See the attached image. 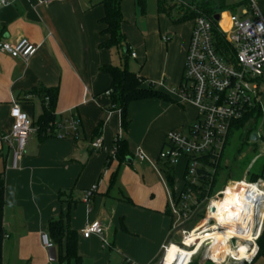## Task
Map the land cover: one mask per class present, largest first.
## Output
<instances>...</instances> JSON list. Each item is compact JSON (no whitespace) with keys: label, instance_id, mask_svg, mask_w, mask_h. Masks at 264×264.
<instances>
[{"label":"crops","instance_id":"obj_1","mask_svg":"<svg viewBox=\"0 0 264 264\" xmlns=\"http://www.w3.org/2000/svg\"><path fill=\"white\" fill-rule=\"evenodd\" d=\"M102 1L9 0L0 7V42L27 39L37 47L28 60L0 51V139L12 130L14 101L36 129L18 169L12 168L10 148L0 142L8 236L4 264H154L174 236L168 191L176 192L180 177L174 166L170 186L169 169L158 156L169 132L185 129L197 118V107L178 94L194 19L170 23L169 15L157 8L159 24L151 30L143 24L148 18L144 15L148 11L154 16L156 8L151 12L147 0L145 11L137 0L122 1L125 46L137 55L126 57L123 51L125 61L140 66L139 73L131 72L141 77L143 87L152 84L166 96L149 99L160 126L135 139L136 109L144 100L130 103L124 128L122 112L113 106L111 78L103 71L105 66L118 67L113 55L118 49L101 47L106 39L101 34ZM253 2L264 16V0ZM166 36L169 41H164ZM158 52L164 54L161 65L154 58ZM51 94L56 96L54 123L43 130L45 98ZM73 120L80 121L78 134ZM97 138L103 146L95 151ZM118 138L127 143L123 160L113 158ZM140 148L147 162L137 159ZM93 186L97 190L87 202L85 195ZM96 221L104 226L103 238L110 247L98 235L83 236L82 230ZM55 222L62 224L60 237L51 229ZM43 233L49 234L54 249L44 247Z\"/></svg>","mask_w":264,"mask_h":264},{"label":"built area","instance_id":"obj_2","mask_svg":"<svg viewBox=\"0 0 264 264\" xmlns=\"http://www.w3.org/2000/svg\"><path fill=\"white\" fill-rule=\"evenodd\" d=\"M7 4L9 0H0V7ZM244 15L247 18L230 14L231 39L219 29L220 21L202 16L194 19L178 94L183 101L197 107L198 121L185 128L187 131L169 132L160 156L161 161L171 167L181 160L186 161L184 187L179 193L169 190L168 203L172 232H177L181 238L176 245L195 252L189 264L200 258L206 245L209 246L208 262L212 264H253L264 233V180H232L221 189H217L216 181L235 122L255 108L264 113V16L253 1L251 10H246ZM215 30L222 40H217ZM164 41L169 38L164 37ZM220 41L224 42L225 49L219 50ZM0 51L28 60L35 55L37 47L23 39L16 44L0 42ZM131 57H137L133 50ZM31 98V95L26 96V99ZM11 115L12 130L3 135L0 142L10 148L12 168L18 169L28 140L36 129L22 112L19 101L13 102ZM80 126V121L73 120L72 129L76 134ZM258 136L259 142L264 144V137L260 133ZM102 146V138L92 144L95 151ZM115 154L116 151L113 158ZM259 156H264V148ZM136 157L141 162L148 161L141 149L137 150ZM96 190L93 186L87 192V202ZM104 231L102 223L96 221L84 228L82 234L85 238L98 235L102 237L103 246L110 247L103 238ZM41 241L47 250L54 249L48 233L41 235ZM168 244L162 247L161 264H166L172 245Z\"/></svg>","mask_w":264,"mask_h":264},{"label":"trees","instance_id":"obj_3","mask_svg":"<svg viewBox=\"0 0 264 264\" xmlns=\"http://www.w3.org/2000/svg\"><path fill=\"white\" fill-rule=\"evenodd\" d=\"M209 2L210 0H206ZM221 2V8H223V4L225 0H219ZM138 6L145 11L146 2L145 0H137ZM165 3V5L163 4ZM167 3V6H166ZM101 5L105 9V16L101 20L102 31L101 34L104 38H106L101 47L104 49L112 50L118 49L124 51L126 57L131 56V50L129 46H125V35L122 32V25L124 23L123 13H122V0H103ZM158 8L161 13H167L169 17L176 22H183L187 20H193L197 17H206L208 19L213 20V11L211 9H206L202 13L198 14L195 11H191L189 13L181 14L175 6L171 4V0H158ZM204 14L210 15V17L205 16ZM177 18V19H176ZM217 31L215 30V33ZM217 40H222L221 37L216 33ZM219 50L225 49L224 42L218 43ZM127 61V60H126ZM103 71L107 73L112 81L110 93L113 100V106L116 110H120L122 112L123 117V125L124 128L128 126L127 120V109L130 103L142 101L146 99L152 98H166L165 95L156 91V87L152 84H149L147 88L143 87V80L136 73L131 72L127 66L125 68H119L115 66H105L103 67ZM49 99L48 106L44 109V114L42 116V124L41 128L45 130V128L50 124L54 123V106L56 96L54 94L47 95L45 100ZM254 123L253 129L251 131L247 130L248 125L250 123ZM261 124H264V113L260 108L252 109L244 118L240 121L235 122L233 128L229 135L228 143L236 136L237 139L241 140L242 137L246 142L242 143L241 150L249 144L251 141V135L253 133L258 134V129ZM247 131L245 135L243 131ZM252 143V142H251ZM253 145H257L252 143ZM116 154L115 158L119 160H123L128 156L127 151V143L118 138L116 141ZM168 167V183L170 186L173 185V167L166 164ZM223 171V164L220 165L218 175ZM250 181H256L258 179L264 178V159L261 169L257 173H252L249 177ZM218 179V176H217ZM217 181V180H216ZM4 187H5V178L4 174L0 173V264L3 263V244L6 236V232L4 229ZM51 229L54 230V233L57 237L61 236L62 233V224L60 222H55L51 224ZM49 235V234H48ZM50 237V236H49ZM51 239V238H50ZM52 241V240H51ZM54 243V242H53ZM260 251L255 259L257 261L259 258L264 257V233L259 241ZM195 261V260H194ZM194 261L191 264H195ZM254 261V262H255ZM196 264H212L211 262L201 263L200 259Z\"/></svg>","mask_w":264,"mask_h":264},{"label":"rangeland","instance_id":"obj_4","mask_svg":"<svg viewBox=\"0 0 264 264\" xmlns=\"http://www.w3.org/2000/svg\"><path fill=\"white\" fill-rule=\"evenodd\" d=\"M123 1V0H122ZM252 1L253 0H247V1H241L238 3H234L231 0H225L223 4V8H221V2L219 0H210L207 2L206 0H171V4L173 7L177 8V10L181 14L189 13L191 11H195L198 14L202 13L204 10L211 9L213 11V17L219 16V29L223 32L226 33L229 39L232 38V30L231 27L229 26V17L230 14H236L240 18H247V16L244 15V12L246 10H251L252 8ZM256 1V0H255ZM147 3H151V12L155 9L157 10V0H147ZM165 5V3H163ZM167 6V3H166ZM150 8V6H149ZM153 8V10H152ZM127 15V14H126ZM132 15V14H131ZM144 15V14H143ZM148 18L143 24H146L151 30H153L155 27H158L159 20H158V13L157 11L155 12V15L153 16L152 14H149L148 11L144 16H147ZM207 17H210L208 14H204ZM168 22L173 23L172 19L168 16H165ZM163 16V18H165ZM135 20V19H134ZM164 20V19H163ZM192 20H187L186 23H191ZM215 21V19H214ZM163 23V21H162ZM138 25L140 24V21L138 20ZM167 37V36H166ZM114 59L116 63H118V67L127 68L130 71H136L139 73L141 71L140 66H138L135 61L132 59H129L128 62L125 61V55L123 54L122 50H114L113 51ZM155 60L159 62V64H162V61L164 59V54L162 52L156 53L154 56ZM185 67V66H184ZM183 78V77H182ZM153 103L149 101V99L144 100L143 104L138 108L137 111L138 114H135V118L139 119L137 122V126L135 128V139H138L140 136L143 134L149 133L150 129L152 127L156 128L160 126V122H155V117L157 114V108L155 105H152ZM140 115V117H139ZM199 115V111L197 110V118ZM197 118L193 120L191 126H194L197 124ZM130 121V119L128 120ZM136 121V120H135ZM134 121V124H135ZM154 123H153V122ZM254 123H250L248 125L247 130L251 131L253 129ZM185 131H187L185 129ZM258 132L264 137V124H261L260 128L258 129ZM247 131H243L242 135H245ZM166 142V137L164 140V143ZM246 142L245 139L239 140L235 137L231 140V143L229 141L225 153V160L223 164V171L218 175V187L217 189H221L228 181L232 180H239L242 178H247L250 180L248 177L252 173H257L260 171L261 166L263 164V159L264 156L260 157L259 154L262 152V149L264 148V144L259 142L257 145H253L251 141L249 142L248 145H246L242 150V143ZM139 144V141H135V146L137 147ZM135 147V148H136ZM142 151H144L142 148H140ZM136 150V149H135ZM135 155V153H134ZM161 153H159L158 158L160 159ZM182 164H177L175 166V169H177L178 176L180 177L178 185L175 186L176 191L179 193L183 187H184V176H185V171H186V161L182 160ZM164 164V161H162V166ZM155 165L158 167L159 163H155ZM172 169V168H171ZM264 180V178H262ZM173 236V235H172ZM171 241L169 242L168 246L170 244H176L178 243L181 238L180 234L177 232H174V236ZM164 258V253L162 252L160 257L156 260L154 264H161L162 260ZM180 264H186L188 259L181 257ZM200 258H195L194 263L196 264L197 261H199ZM178 264V263H177ZM254 264H264V257L259 258Z\"/></svg>","mask_w":264,"mask_h":264},{"label":"bare ground","instance_id":"obj_5","mask_svg":"<svg viewBox=\"0 0 264 264\" xmlns=\"http://www.w3.org/2000/svg\"><path fill=\"white\" fill-rule=\"evenodd\" d=\"M194 253L195 252H192L190 250L180 248L176 244H172L171 247H169V250L166 255V264H180V261L182 259L181 257L187 258L188 261L186 264H189L191 257Z\"/></svg>","mask_w":264,"mask_h":264},{"label":"water","instance_id":"obj_6","mask_svg":"<svg viewBox=\"0 0 264 264\" xmlns=\"http://www.w3.org/2000/svg\"><path fill=\"white\" fill-rule=\"evenodd\" d=\"M214 19H215L216 22H218L220 18H219V16H215ZM259 141H260V140H259V136H258V134L253 133V134L251 135V142H252V143H255V144H258ZM208 248H209V246L206 245L205 248H204V250L202 251V254H201V256H200V261H201V263L208 262Z\"/></svg>","mask_w":264,"mask_h":264}]
</instances>
